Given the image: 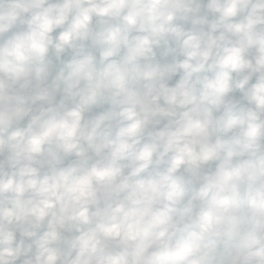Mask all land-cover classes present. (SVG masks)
I'll use <instances>...</instances> for the list:
<instances>
[{
  "label": "clouds",
  "instance_id": "clouds-1",
  "mask_svg": "<svg viewBox=\"0 0 264 264\" xmlns=\"http://www.w3.org/2000/svg\"><path fill=\"white\" fill-rule=\"evenodd\" d=\"M0 264H264V0H0Z\"/></svg>",
  "mask_w": 264,
  "mask_h": 264
}]
</instances>
